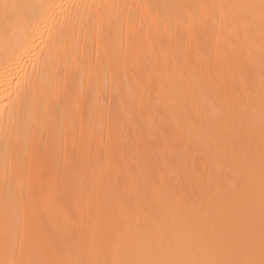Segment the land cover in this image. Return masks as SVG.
I'll return each mask as SVG.
<instances>
[{
	"label": "bare ground",
	"instance_id": "6f19581e",
	"mask_svg": "<svg viewBox=\"0 0 264 264\" xmlns=\"http://www.w3.org/2000/svg\"><path fill=\"white\" fill-rule=\"evenodd\" d=\"M0 264H264V0H0Z\"/></svg>",
	"mask_w": 264,
	"mask_h": 264
}]
</instances>
